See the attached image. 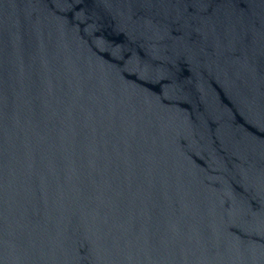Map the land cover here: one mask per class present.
Masks as SVG:
<instances>
[{
	"label": "water",
	"instance_id": "obj_1",
	"mask_svg": "<svg viewBox=\"0 0 264 264\" xmlns=\"http://www.w3.org/2000/svg\"><path fill=\"white\" fill-rule=\"evenodd\" d=\"M0 264H264V0H0Z\"/></svg>",
	"mask_w": 264,
	"mask_h": 264
}]
</instances>
